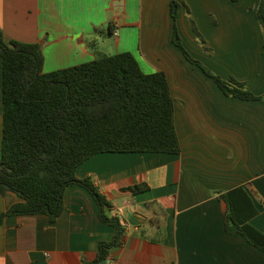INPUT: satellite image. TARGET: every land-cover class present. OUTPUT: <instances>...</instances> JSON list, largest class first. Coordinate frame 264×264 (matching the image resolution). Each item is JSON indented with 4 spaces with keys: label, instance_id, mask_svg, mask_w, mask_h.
Masks as SVG:
<instances>
[{
    "label": "crops",
    "instance_id": "0c3cea01",
    "mask_svg": "<svg viewBox=\"0 0 264 264\" xmlns=\"http://www.w3.org/2000/svg\"><path fill=\"white\" fill-rule=\"evenodd\" d=\"M173 1L186 49L218 75L264 95L260 0H0V28L7 43H41L46 73L131 52L146 73L168 77L180 154L102 153L77 170L78 178H92L126 228L121 245L99 264H264V250L227 232L220 197L243 186L259 210L250 224L264 233V100L227 97L185 58L174 39ZM3 116L0 55V152ZM138 184L149 190L127 189ZM21 201L12 191L0 194V215ZM63 202L55 222L46 214L7 216L0 264L95 261L114 229L84 188L68 187Z\"/></svg>",
    "mask_w": 264,
    "mask_h": 264
},
{
    "label": "trees",
    "instance_id": "16d2710c",
    "mask_svg": "<svg viewBox=\"0 0 264 264\" xmlns=\"http://www.w3.org/2000/svg\"><path fill=\"white\" fill-rule=\"evenodd\" d=\"M177 6L173 1L174 39L185 58L227 97L264 100L247 83L218 75L186 49L179 34ZM256 17L264 35V0H260ZM191 25L197 42L205 45L192 18ZM0 55L4 104L0 194L12 191L22 199L0 215V223L10 215L35 214H46L55 222L64 211L65 190L78 185L94 198L100 220L114 229L111 241L99 243L96 260L84 262L99 264L112 248L121 245L126 228L92 178H78L77 170L102 153L180 154L168 77L164 71L146 73L131 52L102 55L46 73L43 45L7 43L1 28ZM127 189L138 194L149 186ZM220 197L228 206L227 232L239 233L264 250V233L250 224L259 210L247 190L240 186Z\"/></svg>",
    "mask_w": 264,
    "mask_h": 264
},
{
    "label": "rangeland",
    "instance_id": "374dc122",
    "mask_svg": "<svg viewBox=\"0 0 264 264\" xmlns=\"http://www.w3.org/2000/svg\"><path fill=\"white\" fill-rule=\"evenodd\" d=\"M140 63V62H139Z\"/></svg>",
    "mask_w": 264,
    "mask_h": 264
}]
</instances>
